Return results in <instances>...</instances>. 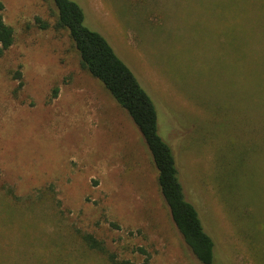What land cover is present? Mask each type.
<instances>
[{
  "label": "rangeland",
  "instance_id": "obj_1",
  "mask_svg": "<svg viewBox=\"0 0 264 264\" xmlns=\"http://www.w3.org/2000/svg\"><path fill=\"white\" fill-rule=\"evenodd\" d=\"M1 1L15 40L0 58V264H109L83 235L135 264H201L53 0ZM73 1L152 98L213 264H264V0ZM244 156L258 171L235 182Z\"/></svg>",
  "mask_w": 264,
  "mask_h": 264
},
{
  "label": "trees",
  "instance_id": "obj_2",
  "mask_svg": "<svg viewBox=\"0 0 264 264\" xmlns=\"http://www.w3.org/2000/svg\"><path fill=\"white\" fill-rule=\"evenodd\" d=\"M53 2L58 12L55 28L68 33L80 56L82 67L103 84L142 134L158 171L161 195L185 244L201 264H213L215 242L206 231L198 209L186 197L174 152L159 134L158 114L152 98L109 41L86 24L84 10L77 2L73 0ZM4 12L5 5L0 0V58L12 47L15 40L14 30L6 24ZM252 147L249 151L251 159L259 155L257 145ZM251 159L244 156L237 169L230 174L235 182L238 179L241 182L245 180L246 177L243 175L244 171H247L245 167L250 171L256 167L258 171L257 165L250 166ZM246 182L251 183L248 179ZM82 239L89 250L107 256L109 264H135L118 259L92 235H83Z\"/></svg>",
  "mask_w": 264,
  "mask_h": 264
}]
</instances>
